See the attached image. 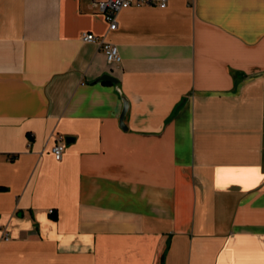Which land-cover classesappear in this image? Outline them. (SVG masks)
<instances>
[{"label":"crops","instance_id":"obj_1","mask_svg":"<svg viewBox=\"0 0 264 264\" xmlns=\"http://www.w3.org/2000/svg\"><path fill=\"white\" fill-rule=\"evenodd\" d=\"M0 187V264H264V0H0Z\"/></svg>","mask_w":264,"mask_h":264},{"label":"built area","instance_id":"obj_2","mask_svg":"<svg viewBox=\"0 0 264 264\" xmlns=\"http://www.w3.org/2000/svg\"><path fill=\"white\" fill-rule=\"evenodd\" d=\"M94 6L104 15V18L109 26V31L118 28V16L120 12L130 6H159L165 8L168 0H93ZM82 40L85 42L96 43L101 51L106 55L107 60L111 64L118 65L122 61L120 51L117 45L108 42L103 36H97L92 33H84ZM65 149V142L63 137H59V142L53 147L52 151L57 160H61ZM4 239H10L8 233L4 234Z\"/></svg>","mask_w":264,"mask_h":264},{"label":"water","instance_id":"obj_3","mask_svg":"<svg viewBox=\"0 0 264 264\" xmlns=\"http://www.w3.org/2000/svg\"><path fill=\"white\" fill-rule=\"evenodd\" d=\"M101 81H108V82H112V83H115L117 84L118 83V80L113 77L112 75L110 74H106V75H103L101 78H100ZM128 102L127 100L124 98V108H123V112H122V115H121V118H120V124L122 126L123 129H127V126L125 125V116L127 114V111H128ZM73 138H66V142L68 143L69 141H71Z\"/></svg>","mask_w":264,"mask_h":264},{"label":"trees","instance_id":"obj_4","mask_svg":"<svg viewBox=\"0 0 264 264\" xmlns=\"http://www.w3.org/2000/svg\"><path fill=\"white\" fill-rule=\"evenodd\" d=\"M0 189H4V188H1V187H0Z\"/></svg>","mask_w":264,"mask_h":264}]
</instances>
